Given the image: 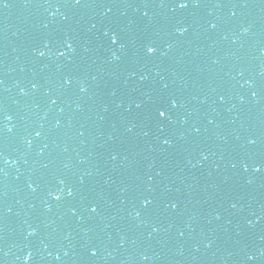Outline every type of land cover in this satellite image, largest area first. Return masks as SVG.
Here are the masks:
<instances>
[{
  "label": "water",
  "instance_id": "water-1",
  "mask_svg": "<svg viewBox=\"0 0 264 264\" xmlns=\"http://www.w3.org/2000/svg\"><path fill=\"white\" fill-rule=\"evenodd\" d=\"M185 2L0 0V264H264V0Z\"/></svg>",
  "mask_w": 264,
  "mask_h": 264
},
{
  "label": "snow or ice",
  "instance_id": "snow-or-ice-1",
  "mask_svg": "<svg viewBox=\"0 0 264 264\" xmlns=\"http://www.w3.org/2000/svg\"><path fill=\"white\" fill-rule=\"evenodd\" d=\"M75 2H76L77 4H79V3H80V0H75ZM178 6H179V8L183 9V8L187 7V3L185 2V0H178ZM115 42H116V41L113 40V43H115ZM148 51L151 53V52L153 51V49H152V48H149ZM159 115H160L161 117H164V116L166 115V113L163 112V111H160V112H159ZM69 195H71V192H69Z\"/></svg>",
  "mask_w": 264,
  "mask_h": 264
}]
</instances>
